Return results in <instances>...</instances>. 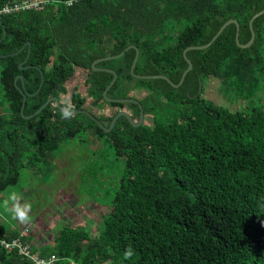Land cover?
I'll return each instance as SVG.
<instances>
[{"label":"trees","instance_id":"obj_1","mask_svg":"<svg viewBox=\"0 0 264 264\" xmlns=\"http://www.w3.org/2000/svg\"><path fill=\"white\" fill-rule=\"evenodd\" d=\"M23 1L0 0V11ZM263 7V0H52L41 11L0 13V193L18 184L23 169L52 163L53 153L81 134L107 143L122 166L117 188L102 203L109 210L97 236L66 226L52 247H36L21 229L0 223V264H39L1 245L16 239L38 260L55 257L52 264H264V98L258 96L264 90V13L252 21L249 47L236 45V26L229 24L208 47L189 50L193 68L178 88L164 79L135 78L133 48L96 64L118 74L110 98L145 92L134 99L153 115L151 125L134 127L121 117L106 133L84 114L62 118L55 102L26 118L50 98L62 104L77 70L86 72L87 94L99 108L130 106L139 115L134 104L103 99L113 76L94 71L95 60L135 46L136 74L178 84L188 68L186 48L207 44L229 19L238 24V42L247 43L248 21ZM22 63L27 68L20 69ZM41 72L44 83L33 95ZM18 75L23 84H15ZM204 78L215 79L242 106L231 111L204 99ZM70 101L74 110L85 109L78 91ZM111 165L114 159L104 157L86 174L113 179ZM129 246L134 255L125 259Z\"/></svg>","mask_w":264,"mask_h":264},{"label":"rangeland","instance_id":"obj_2","mask_svg":"<svg viewBox=\"0 0 264 264\" xmlns=\"http://www.w3.org/2000/svg\"><path fill=\"white\" fill-rule=\"evenodd\" d=\"M86 78L85 71L77 70L66 82V93L62 95V99H70L72 92L76 90L86 98V103L90 104L92 98L87 94ZM132 94L134 98H139L145 95V92L135 90ZM201 96L231 111L237 110L243 103L242 100L234 102L225 96L219 88V82L212 78L203 79ZM258 96L262 100L264 90L259 92ZM88 107V110L92 109L98 114L103 112L93 109L90 105ZM89 139L87 135L81 134L63 143L53 153L52 163L23 169L18 184L0 193V223L12 229H21V236L29 238L36 247L46 244L52 247L54 237L66 226L84 229L92 238L97 236L101 215L109 210V207L102 203L107 202L105 199L117 188L122 166L115 160L107 143L98 141L94 144V140ZM104 157L108 158V162L114 159V165H111L115 167L113 179L105 177L103 180L102 173L96 178L86 174L94 163L102 165ZM102 181L106 184L103 185ZM107 189H110V192L105 194ZM13 190L21 193L32 205L31 220L28 223L13 219L2 207L3 199Z\"/></svg>","mask_w":264,"mask_h":264},{"label":"water","instance_id":"obj_3","mask_svg":"<svg viewBox=\"0 0 264 264\" xmlns=\"http://www.w3.org/2000/svg\"><path fill=\"white\" fill-rule=\"evenodd\" d=\"M264 1V0H263ZM264 13V7L262 10H260L259 12L255 13L251 18L250 20L248 21V27H249V30H250V39L248 40L247 43L245 44H240L238 42V24L237 22L234 20V19H229L227 20L226 22H224V24L218 29V31L215 33V35L211 38V40L205 44V45H200V46H190L188 48H186L184 51H183V56L185 58V60L187 61L188 63V68L184 71L182 77H181V80L178 84H175L173 83L169 78H167L166 76L164 75H151V76H142V75H138L135 73V66H136V63H137V60H138V57H139V50L137 47L135 46H129L124 52H122L121 54H118V55H114V56H108V57H103V58H99L97 60H95L93 63H92V68L94 71H105V72H108L110 74H112L113 78L111 80V82L108 84V86L105 88V90L103 91V99L106 101V102H109V103H122V104H136L138 105L140 108H141V115H140V119H139V122L135 123L133 122L131 116L129 114H127L126 112H119L112 120L111 122V125L109 128H106L101 122H99L96 117H94V115L90 114L87 110H83V109H80V110H74V115L75 114H85V115H88L91 119H93L94 121L98 122L99 126L101 129H103L106 133H109L116 125L117 121L119 120L120 117H125L131 124L132 126L134 127H138L141 125L142 121H143V116H144V113H143V110H142V106L140 104V102L134 98H110L108 96V92L110 90V88L115 84V82L117 81L118 79V74L116 73V71H114L113 69H107V68H97L96 67V64L102 62V61H107V60H113V59H118L120 57H122L124 55V53L126 51H128L129 49H135L136 50V56H135V59L133 61V64L131 66V69H130V72L131 74L135 77V78H138V79H164L166 81H168L173 87L175 88H178L180 87L185 78H186V75L189 71L192 70L193 68V65L191 63V61L188 59L187 57V52L189 50H201V49H204L206 47H208L215 39L216 37L223 31V29L229 25V24H234L236 26V33H235V43L237 46H239L240 48H246V47H249L253 41H254V31L252 29V21L254 18H256L257 16L261 15ZM6 37V33L4 35V38ZM30 46V44H29ZM23 49V48H22ZM21 49V50H22ZM20 50V51H21ZM29 54H30V49L28 51V55H27V58L26 60L24 61V63L28 60L29 58ZM20 69H23V68H27V67H24L23 66V63L20 64ZM41 76H42V80H41V84H40V87L39 89L33 94H37L43 83H44V76H43V73L41 72ZM18 80H21L22 81V84H23V76L22 75H18L15 77V84L17 85V82ZM23 92V91H21ZM25 102H26V95H24V99H23V106H22V109H21V113L23 114V110H24V105H25ZM51 102H55L58 110L61 112V104H60V101L57 97H53V98H50L45 104H43V106L37 110L34 114L26 117V118H32L34 116H36L37 114H39L41 111H43Z\"/></svg>","mask_w":264,"mask_h":264},{"label":"clouds","instance_id":"obj_4","mask_svg":"<svg viewBox=\"0 0 264 264\" xmlns=\"http://www.w3.org/2000/svg\"><path fill=\"white\" fill-rule=\"evenodd\" d=\"M60 114L61 117L64 119H71L73 117L74 105L71 103L70 99H66L62 102ZM2 207L5 212L11 214L12 218L18 220L20 223H28L31 220V203L26 201L23 195L15 190L10 191L7 194L6 198L3 199ZM34 255L38 257L37 254ZM133 255L134 249L131 246L127 247L124 251V258L130 259ZM56 260L57 259L55 257L48 258V260H45V264H52V262ZM68 264H76V262L74 260L69 259Z\"/></svg>","mask_w":264,"mask_h":264},{"label":"flooded vegetation","instance_id":"obj_5","mask_svg":"<svg viewBox=\"0 0 264 264\" xmlns=\"http://www.w3.org/2000/svg\"><path fill=\"white\" fill-rule=\"evenodd\" d=\"M87 75V74H86ZM63 100V99H61ZM137 100V99H136ZM52 103V102H51ZM91 106L93 109H96V110H100V111H103L101 114H98L97 112H95L94 110L90 111L88 110L90 107L88 106ZM136 105V104H134ZM138 106V105H136ZM85 109L83 110H87L90 114L94 115V117H96V119L101 122L106 128H109L110 125H111V122L113 120V118L119 113V112H126L127 114H129L133 120V122L137 123L139 122V119H140V115H141V109H140V113L139 115L136 114V109L135 108H132L130 106H125L124 109H119L115 106H106L104 109H101L98 107V105H96L94 103V100L92 99V102L90 104H87L85 102V105H84ZM139 107V106H138ZM140 108V107H139ZM144 113V111H143ZM85 115V114H84ZM88 116V115H86ZM89 117V116H88ZM90 118V117H89ZM108 118H111V120H109ZM121 118V117H120ZM91 119V118H90ZM93 122H95L98 126V122L94 121L93 119H91ZM129 122V121H128ZM130 123V122H129ZM117 124V123H116ZM131 124V123H130ZM153 124V115H150V114H145L144 113V116H143V121L141 123V125H151ZM132 125V124H131ZM140 125V126H141ZM100 127V126H99ZM87 130H88V126H86ZM88 137L90 138V140H94V138L92 137V135H88ZM95 141V140H94Z\"/></svg>","mask_w":264,"mask_h":264},{"label":"built area","instance_id":"obj_6","mask_svg":"<svg viewBox=\"0 0 264 264\" xmlns=\"http://www.w3.org/2000/svg\"><path fill=\"white\" fill-rule=\"evenodd\" d=\"M52 0H24L21 3H15L13 5L6 6L3 10L0 11L1 14H10L13 12H18L21 10H43L44 7L49 4ZM72 1L68 2L71 3ZM1 244L8 251H12L15 248L19 250L21 254L28 256L29 258L38 261L39 264H45L44 260H38V257L29 252L27 246H25L20 239L13 240L11 242L3 241ZM27 249V250H26ZM52 261V260H51Z\"/></svg>","mask_w":264,"mask_h":264}]
</instances>
